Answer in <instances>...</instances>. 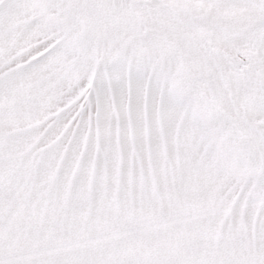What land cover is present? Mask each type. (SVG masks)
Masks as SVG:
<instances>
[{"label":"snow or ice","instance_id":"obj_1","mask_svg":"<svg viewBox=\"0 0 264 264\" xmlns=\"http://www.w3.org/2000/svg\"><path fill=\"white\" fill-rule=\"evenodd\" d=\"M0 264H264V0H0Z\"/></svg>","mask_w":264,"mask_h":264}]
</instances>
